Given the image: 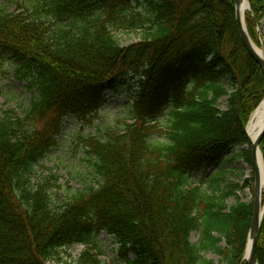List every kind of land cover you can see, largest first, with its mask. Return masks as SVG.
I'll list each match as a JSON object with an SVG mask.
<instances>
[{"label": "trees", "instance_id": "trees-1", "mask_svg": "<svg viewBox=\"0 0 264 264\" xmlns=\"http://www.w3.org/2000/svg\"><path fill=\"white\" fill-rule=\"evenodd\" d=\"M131 1L148 7V15L136 13ZM249 1L246 24L259 46L254 21L260 25L264 0ZM45 6L56 23H86L76 33L64 25L50 35L37 13L19 19L0 10V56L18 60L36 91L23 115L0 111V264H48L58 250L88 246L102 232L114 237L125 264H246L253 204L229 208L233 189L216 196L223 178L209 180L213 197L189 184L191 175L218 169L231 155L229 162L252 167L246 128L264 100V72L242 43L235 0ZM104 10L107 19L87 20ZM20 23L33 38L30 47L18 38ZM114 25L142 29L141 40L122 46ZM38 34L45 41L37 42ZM127 87L132 122L85 140L96 186L57 206L50 183L32 185L35 167L56 146L67 118L89 121L107 105V93ZM156 133L162 142L153 141ZM260 149L264 157V138ZM101 255L86 251L80 264H105ZM257 259L264 264V218Z\"/></svg>", "mask_w": 264, "mask_h": 264}, {"label": "rangeland", "instance_id": "rangeland-1", "mask_svg": "<svg viewBox=\"0 0 264 264\" xmlns=\"http://www.w3.org/2000/svg\"><path fill=\"white\" fill-rule=\"evenodd\" d=\"M50 2L51 0H0V10L6 9L11 14L19 16V19L30 17L31 13L35 12L37 16L46 21L44 27H50L49 32L47 31L50 35L53 31L64 27V25L70 26L75 33L85 25V21H78L73 24L69 21L64 22V24L52 21L46 12L47 7L45 6L50 5ZM248 2L252 10L251 3ZM130 7H133L136 13H143L144 16L148 15V7L137 5L136 1H131ZM97 18L107 19L106 10L88 17L87 20H96ZM19 26L23 27V23H20ZM113 29L122 46L125 47L139 42L142 38V29H126L122 26L117 28L116 25ZM21 30H23V34H18V38L30 47L33 38L24 27ZM258 34L259 47L264 49V12L258 26ZM46 38L45 34L36 35L37 42L45 41ZM20 68L21 65L18 60L10 58L9 55L0 56V111L12 110L19 116L27 111L32 98L36 94L34 89H30V81L24 79L25 72ZM133 84L134 82H130L129 86ZM129 89H132V87L121 88L116 93H107V105L91 117L89 121H81L74 117L67 118L56 138V146L48 152L46 159L39 162L35 167L32 185L36 186L42 182L50 183V193L57 206L70 202L74 195L85 193L91 187L96 186L97 182L93 175V168L88 162L89 157L86 154L85 140L90 137L101 138L111 132L120 133L126 128L127 123L132 122L134 95L133 91ZM136 91L135 88L134 92ZM222 108H225V106H222ZM163 122V120H160L154 124L161 128L164 126L162 125ZM45 124L46 122L36 125V127L41 130L45 127ZM153 141L162 142L163 139L156 133L153 135ZM222 164L226 165V162L223 161ZM230 165H233L232 167L236 166V174L231 175L229 170L223 168L217 170L214 175L213 171L207 173L201 171L189 177V184L190 186L203 187V193L208 197H213L215 194L209 181L211 178H223L220 190L216 192V196H220L221 193L239 183L242 184L243 180L253 175L252 169L240 160H237L236 164ZM241 176L244 177L240 178ZM253 188L254 186H251L250 189L239 192V195L244 194V199L250 201L253 199ZM226 203L230 206L234 203V200L228 199ZM199 240L200 232L197 231L192 235V242L197 244ZM86 251L94 254L101 252L100 260L105 264H125L118 256L119 246L115 243L114 237L104 232L96 236L88 246L73 245L58 250L55 259L48 264H80L82 255ZM206 257L215 260L217 263L221 260L211 252L206 253Z\"/></svg>", "mask_w": 264, "mask_h": 264}, {"label": "water", "instance_id": "water-1", "mask_svg": "<svg viewBox=\"0 0 264 264\" xmlns=\"http://www.w3.org/2000/svg\"><path fill=\"white\" fill-rule=\"evenodd\" d=\"M248 2V0H235V11H236V21L238 26V31L242 40V43L244 47L246 48L248 54L251 56V58L261 67V69L264 72V55L261 56L256 50H255V43L251 39L249 32L247 30L246 20L245 16L242 15V9L244 4ZM250 11V10H249ZM263 52L264 49L262 48ZM264 100L261 102V104L258 106V108L255 110L253 115L250 118V121L247 126V133L248 128L251 124L256 122L259 110L263 107ZM249 135V134H248ZM250 137V136H249ZM264 138V121H263V127L262 130L256 139L255 142H251V151H252V164L254 168L255 173V187H254V210H253V217H252V223L250 227V231L248 234V241L246 246V252H245V261L246 264H259L257 259V242L258 237L261 229V224L264 217V200H263V194L261 190V172L258 168V157L259 154L262 157L263 164L264 159L262 152L260 150L261 142Z\"/></svg>", "mask_w": 264, "mask_h": 264}, {"label": "bare ground", "instance_id": "bare-ground-1", "mask_svg": "<svg viewBox=\"0 0 264 264\" xmlns=\"http://www.w3.org/2000/svg\"><path fill=\"white\" fill-rule=\"evenodd\" d=\"M250 9V4L248 2H246L243 6V9H242V15L245 16L248 11ZM255 47V50L262 55H264V52L262 50V48H260L258 45H254ZM264 57V56H263ZM250 121V120H249ZM263 121H264V105L263 107L259 110V113H258V116H257V119H256V122L251 124L250 127L248 128V133L249 134V139H250V143L252 142H255L256 139L258 138L261 130H262V127H263ZM249 123V122H248ZM248 126V124H247ZM246 131H247V128H246ZM258 168L261 172V192L264 196V165H263V161H262V157L261 155L259 154V157H258ZM264 200V198H263ZM244 261H245V258H244Z\"/></svg>", "mask_w": 264, "mask_h": 264}, {"label": "flooded vegetation", "instance_id": "flooded-vegetation-1", "mask_svg": "<svg viewBox=\"0 0 264 264\" xmlns=\"http://www.w3.org/2000/svg\"><path fill=\"white\" fill-rule=\"evenodd\" d=\"M247 188L244 186V183H240L238 186L235 187V193L239 196V200H237L233 206V208L240 207L241 204L247 203V201L244 199V194L239 195V192L246 191ZM239 191V192H238Z\"/></svg>", "mask_w": 264, "mask_h": 264}]
</instances>
